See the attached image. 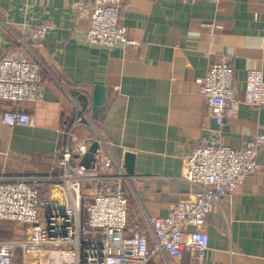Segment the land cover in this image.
<instances>
[{"label":"crops","instance_id":"crops-1","mask_svg":"<svg viewBox=\"0 0 264 264\" xmlns=\"http://www.w3.org/2000/svg\"><path fill=\"white\" fill-rule=\"evenodd\" d=\"M90 1L0 0V57L23 51L40 59L47 74L40 101L16 105L0 98V181L56 173L53 155L65 146V131L77 116L71 96L76 92L68 89L86 91L92 100L94 85L105 84L108 110L93 118L90 109V117L122 165L125 152L134 153V173L128 175L123 165L128 215L150 233L149 216L167 214L191 192L180 175L194 145L238 148L264 132V106L240 103L218 124L205 112L200 93L216 57L232 65L238 99L248 70L260 69L264 76V0H126L120 24L136 42L115 46L85 41ZM41 22L49 29L40 39L32 28ZM211 23L216 28L209 34ZM15 107L30 112L34 124L2 121V112ZM74 132L79 139L94 135L83 124ZM257 162L259 168L209 213L202 260L185 250L180 261L166 253L152 256L150 264H264V147ZM111 172L117 173L114 167ZM50 182L57 191L58 180Z\"/></svg>","mask_w":264,"mask_h":264},{"label":"built area","instance_id":"built-area-1","mask_svg":"<svg viewBox=\"0 0 264 264\" xmlns=\"http://www.w3.org/2000/svg\"><path fill=\"white\" fill-rule=\"evenodd\" d=\"M125 4L126 0H91L85 41L105 46L135 43L120 24ZM209 26L212 34L216 25ZM48 29L41 22L33 26L32 34L41 39ZM42 68L40 59L23 51L2 55L0 98L16 105L43 99ZM72 90L77 116L65 131V146L53 155L58 170L50 174L58 180L57 191L51 188L50 177L0 181V221H11L23 232L22 237L0 240V264H150L152 256L166 253L180 261L185 250L192 260H202L209 245L208 215L245 175L259 168L264 132L238 148L210 141L194 145L184 157L180 175L191 185V192L174 201L167 214L150 215L149 233L128 215L127 174L90 117V94L74 88L68 93ZM200 93L205 112L223 124L240 103L264 106V76L260 69L248 70L243 98L238 99L232 65L216 57L208 65ZM1 120L9 125L34 124L33 115L19 107L4 110ZM80 124L89 126L94 135L79 139L74 128ZM93 141L98 143L94 159L85 166L82 160ZM112 167L117 173L112 174ZM88 184L92 190L86 195ZM84 194L89 198L85 210Z\"/></svg>","mask_w":264,"mask_h":264},{"label":"water","instance_id":"water-1","mask_svg":"<svg viewBox=\"0 0 264 264\" xmlns=\"http://www.w3.org/2000/svg\"><path fill=\"white\" fill-rule=\"evenodd\" d=\"M109 88L105 84L96 83L92 93L91 117H103L108 110ZM97 147V141H93L89 146L87 153L83 157V164L90 166L91 161L94 159V150ZM123 165L126 173L131 175L134 173V153L126 151L124 155Z\"/></svg>","mask_w":264,"mask_h":264},{"label":"rangeland","instance_id":"rangeland-1","mask_svg":"<svg viewBox=\"0 0 264 264\" xmlns=\"http://www.w3.org/2000/svg\"><path fill=\"white\" fill-rule=\"evenodd\" d=\"M23 232H20L18 227L14 226V223L7 220L0 221V240H9L22 237ZM20 251V257H21ZM19 263V259L16 260Z\"/></svg>","mask_w":264,"mask_h":264},{"label":"trees","instance_id":"trees-1","mask_svg":"<svg viewBox=\"0 0 264 264\" xmlns=\"http://www.w3.org/2000/svg\"><path fill=\"white\" fill-rule=\"evenodd\" d=\"M46 70L44 69V68H42V74H43V77L45 76V74H46V72H45ZM47 75V74H46ZM81 98L83 97L82 95L80 96ZM96 120L97 119H95L94 121L96 122ZM89 201V198H87L86 197V195L84 194V198H83V201H82V203H83V209L85 210V205H86V203ZM14 226L16 227V225L14 224Z\"/></svg>","mask_w":264,"mask_h":264}]
</instances>
